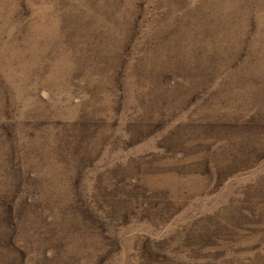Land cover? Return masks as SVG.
Returning <instances> with one entry per match:
<instances>
[{"label":"rangeland","instance_id":"rangeland-1","mask_svg":"<svg viewBox=\"0 0 264 264\" xmlns=\"http://www.w3.org/2000/svg\"><path fill=\"white\" fill-rule=\"evenodd\" d=\"M0 176V264H264V0H0Z\"/></svg>","mask_w":264,"mask_h":264},{"label":"trees","instance_id":"trees-1","mask_svg":"<svg viewBox=\"0 0 264 264\" xmlns=\"http://www.w3.org/2000/svg\"><path fill=\"white\" fill-rule=\"evenodd\" d=\"M24 181H27V180L23 179V176H20L14 179L11 178L8 182H6V186L8 189V196L6 200L4 201L2 200V202L0 203V208L2 209V211H0L2 213L0 220L4 223V224H1L0 226V244L2 240L5 241V239L9 237L11 228H15L18 231L20 230V225L22 223L21 207L23 205V204L19 205L21 197H23V200H25L24 202L26 204L33 205V206L38 201L35 196V192L37 191L36 186L30 185L29 182H24ZM30 182L35 183L34 178H32ZM124 186L126 187L128 185H124ZM146 193L147 191H144L142 193V196L137 195V198H135V200H130L129 202L132 204L133 208L136 211L139 210L138 213L146 212V214L149 215V213L155 212L157 210L155 208L154 209L151 208V206L148 205V198H147ZM139 197L141 198L138 199ZM45 222H49V221L45 220ZM49 226H51L50 223H49ZM32 236H34V234ZM188 236H195V234L188 233ZM4 251L6 250L0 247V255H2V252ZM17 252L19 254H23V247L18 246Z\"/></svg>","mask_w":264,"mask_h":264}]
</instances>
